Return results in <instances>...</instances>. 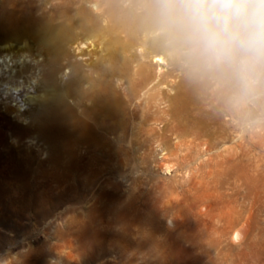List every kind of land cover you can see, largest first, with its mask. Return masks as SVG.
<instances>
[{
  "label": "bare ground",
  "instance_id": "1",
  "mask_svg": "<svg viewBox=\"0 0 264 264\" xmlns=\"http://www.w3.org/2000/svg\"><path fill=\"white\" fill-rule=\"evenodd\" d=\"M39 1L0 0V256L27 231L19 220L28 213L29 220L43 221L48 234L67 242L59 245L65 251L60 263L66 256L79 264H120L106 261L115 254L134 261L153 246L138 238L144 228L130 242L129 227L120 230H126L122 238L108 240L87 225L102 224L119 209L124 195L118 175H126L119 162L133 161L135 145L147 160L152 142L170 146L175 139L176 147L191 146L206 136L211 148L213 140L226 138L219 130L227 129L220 107L211 85H192L157 59L161 52L145 12L149 0ZM235 117L237 144L229 157L215 155L227 169L231 197L240 204L248 195L242 172L251 147L244 141V116ZM93 199L87 213L79 211ZM175 226L170 219L169 227ZM235 238L242 239L240 230ZM81 242L84 250L77 258L66 252L73 246L77 251ZM46 247L35 261H29L33 252L21 254L23 263L49 264L47 257L58 248Z\"/></svg>",
  "mask_w": 264,
  "mask_h": 264
},
{
  "label": "rangeland",
  "instance_id": "2",
  "mask_svg": "<svg viewBox=\"0 0 264 264\" xmlns=\"http://www.w3.org/2000/svg\"><path fill=\"white\" fill-rule=\"evenodd\" d=\"M43 1L45 0L39 2ZM169 68V65H165L166 70ZM211 91L212 88L209 89V92ZM261 112H264V103L256 105L248 114L243 115V119H245L243 120L244 141H247L246 144H250L251 148L249 151L247 150L249 155L246 157L247 159L245 158V164L243 165L245 167L242 172L244 174L243 177L247 174L243 180L245 179L244 181L248 183L249 188H247L246 183L245 189H243H248L246 192L244 191L248 195L246 200L244 198L241 199V201L244 200L240 204L239 202L236 203L230 195L233 191V187L228 181L230 177L228 172H226L227 169H224V164L221 163V158L217 157L221 153L225 157H229V153L232 152L239 140V133L236 131V125L239 120L235 117V114L231 115V113L224 112L219 108L222 126L227 128L219 130L224 131L226 140L222 138L213 140L215 145L213 144L211 148H209L211 140H208L206 136L199 138V141L195 140L196 143L190 142L191 146L176 147L175 139L172 140V144L175 147L172 144L164 146L159 145L158 142H152V144L148 145L149 149H147L149 150V155L151 154L150 158L147 157V160H142L145 150L135 145L133 161L129 163L119 162L121 168L126 171V175L123 172L118 175L120 194L124 195L120 200L122 204L119 202V209H117L116 213L105 217L102 224L101 222H88L87 225L92 231H100L103 238L108 240L112 236H117L116 238L123 237V232L126 230L121 233L122 229L129 227L127 229L129 231L128 236L129 238L132 237V239H128L130 242H135L138 238L143 240L147 238L153 246L148 248L150 252L146 250L141 255L139 253L134 261H126L125 258L117 257L116 254L106 257V261L112 260L120 264H257V262L258 264H264V123L257 119ZM225 121H229V123L225 124ZM215 126L218 127V125ZM212 155H215L216 161L212 159ZM259 156L261 157L259 158ZM218 159L220 160L217 161ZM248 163L250 166L247 165ZM95 201L96 199H93L89 203H84L79 208V211L87 213L88 207L92 206ZM129 203H131L132 207H135L132 208ZM70 204H61L62 206L58 212L63 211ZM136 205L138 206L136 207ZM142 213L143 215H149L143 216ZM126 217H129V219ZM170 219L176 220L174 228L169 227ZM19 221L22 229L26 228L27 231L21 234L18 243L11 248H9L10 246L7 247L4 255L0 256V264H25L21 254L28 252L35 254L29 258V261H35L38 258L36 254L40 256L41 253L38 251L48 250L47 245H53L58 248V252L57 249H54L53 254L47 257L49 264H79L74 258L72 260L65 259L66 256L64 257V262L60 263L58 260L59 256L61 252L65 251L59 245L64 244L67 246V242H63V240L48 234L51 230L46 229V224L43 221L29 220L28 213H24L23 218ZM118 221L120 222L118 223ZM112 222L116 223L115 225L118 228ZM92 224L97 225L93 226ZM82 226L85 225L83 224ZM141 227L144 228L143 234L145 235L143 236L138 233ZM237 230L242 232V239L240 240L235 238ZM160 240L164 242L161 243ZM76 245H78L80 250L73 251L75 247L73 246V248L68 247L66 252L77 258V253L83 251L84 247H81L83 246L82 242Z\"/></svg>",
  "mask_w": 264,
  "mask_h": 264
},
{
  "label": "clouds",
  "instance_id": "3",
  "mask_svg": "<svg viewBox=\"0 0 264 264\" xmlns=\"http://www.w3.org/2000/svg\"><path fill=\"white\" fill-rule=\"evenodd\" d=\"M145 12L157 59L211 85L222 111L243 116L264 103V0H149Z\"/></svg>",
  "mask_w": 264,
  "mask_h": 264
}]
</instances>
